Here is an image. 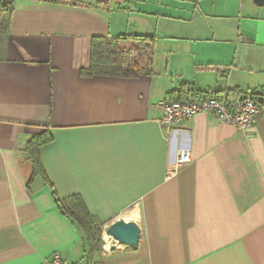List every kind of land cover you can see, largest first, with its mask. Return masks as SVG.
<instances>
[{
  "label": "crops",
  "instance_id": "crops-1",
  "mask_svg": "<svg viewBox=\"0 0 264 264\" xmlns=\"http://www.w3.org/2000/svg\"><path fill=\"white\" fill-rule=\"evenodd\" d=\"M127 36L153 39L120 42L137 75L81 74L93 39ZM249 91L261 106L253 129L204 112L175 133L160 126V101L235 103ZM182 152L191 164L170 177ZM76 201L100 223L93 241L60 207ZM118 221L138 225L140 242L108 253ZM54 253L67 264H264V6L0 0V264Z\"/></svg>",
  "mask_w": 264,
  "mask_h": 264
},
{
  "label": "built area",
  "instance_id": "built-area-1",
  "mask_svg": "<svg viewBox=\"0 0 264 264\" xmlns=\"http://www.w3.org/2000/svg\"><path fill=\"white\" fill-rule=\"evenodd\" d=\"M244 2V0H239ZM158 107L163 110V117L160 119L162 126L169 133H175L179 125L193 119L199 113L213 114L223 123L234 126L240 131L253 129L260 107L250 95H246L242 100L235 103L227 102L224 97L217 98L214 96L204 97L184 102H175L169 100L160 101ZM191 158L188 153L182 152L176 165L170 166L168 174L174 176L177 171L191 164ZM121 246L108 238L105 242L104 250L108 253L119 249ZM44 264H67L59 253H54L47 259Z\"/></svg>",
  "mask_w": 264,
  "mask_h": 264
},
{
  "label": "trees",
  "instance_id": "trees-1",
  "mask_svg": "<svg viewBox=\"0 0 264 264\" xmlns=\"http://www.w3.org/2000/svg\"><path fill=\"white\" fill-rule=\"evenodd\" d=\"M10 5H6L4 8H8ZM134 40L143 43L144 45L152 43V38L150 37H120L115 39H107L102 37H97L91 42L90 48V63L89 66L81 71L83 76H116V77H129L134 76L136 73L134 68L131 65V54L123 52L120 50V42ZM136 66V65H135ZM139 69H145V66L139 61ZM136 68H138L136 66ZM140 72V71H139ZM141 73V72H140ZM137 75V74H135ZM214 95V94H213ZM247 95H250L257 105L261 108L260 103L255 98L254 92H247ZM214 97L221 98V95L215 94ZM203 99L202 96L191 95L190 97L178 98V99H166L169 101L175 102H184L191 101L195 99ZM44 144V141L41 138L32 139L26 151L35 158L38 154L39 148ZM75 205L71 206L69 203H60V207L63 210L65 215H70L71 218L77 222L80 227H82L86 234L89 236V239L93 241L100 233L101 229L98 226L100 223L95 218L87 214V211L84 209L83 205L78 201L74 202Z\"/></svg>",
  "mask_w": 264,
  "mask_h": 264
},
{
  "label": "water",
  "instance_id": "water-1",
  "mask_svg": "<svg viewBox=\"0 0 264 264\" xmlns=\"http://www.w3.org/2000/svg\"><path fill=\"white\" fill-rule=\"evenodd\" d=\"M258 6H264V0H254ZM107 238L117 242L120 246L136 248L140 242V227L133 222L118 221L106 230Z\"/></svg>",
  "mask_w": 264,
  "mask_h": 264
}]
</instances>
